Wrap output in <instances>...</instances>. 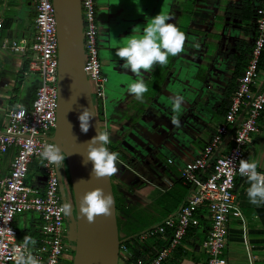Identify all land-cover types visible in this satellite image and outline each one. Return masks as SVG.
I'll list each match as a JSON object with an SVG mask.
<instances>
[{
    "label": "crops",
    "instance_id": "0c3cea01",
    "mask_svg": "<svg viewBox=\"0 0 264 264\" xmlns=\"http://www.w3.org/2000/svg\"><path fill=\"white\" fill-rule=\"evenodd\" d=\"M183 1L94 0L101 68L108 78L98 124L102 131L110 134L109 150L118 151L122 157L117 161L118 172L111 176L123 205L116 216L122 222L129 219L128 225L136 221L133 231L138 230V233L168 216L161 214L162 209L156 203L165 191L174 189L182 164L199 153L221 122L214 110L232 74L234 62L230 54L234 52V40L243 39L250 44L253 18L244 23L226 10L228 5H238L241 0H195L183 26L187 38L184 51L171 63L157 94L150 100L144 96V102H139L128 92L129 85L138 77L130 69L121 67L124 61L116 55V48L124 44L134 26L142 28L159 12L172 16L167 22L180 24L178 7L181 8L179 4ZM258 1L253 0L252 6ZM9 9L15 10L17 6ZM15 23L0 32V36L17 38L11 33ZM246 26L248 33L243 34L241 29ZM23 60V57L0 50V129L6 107L29 106L38 84L36 74L22 75L17 80ZM157 65L150 72H142L144 80L150 78ZM176 94L184 97L179 127L170 122L174 114L172 99ZM257 123L258 130L246 145L244 156L250 162H257V169L264 172V109ZM225 142L219 145L217 154L224 153ZM12 155V149L0 153V177L7 172ZM181 183L187 186L185 196L190 188ZM248 187L246 177L235 176L234 205L240 215L229 218L226 224L225 264H264V207L258 208L249 202ZM18 221L17 215L16 228ZM35 222L37 218H31L28 224ZM24 223L21 229L29 230ZM208 225L207 218H200L198 225L188 228L185 238L161 264H204L206 256L201 242ZM126 231L124 227L118 235L126 239ZM147 244L150 241L138 244L141 253H146L144 245ZM117 264L127 263L117 261Z\"/></svg>",
    "mask_w": 264,
    "mask_h": 264
},
{
    "label": "built area",
    "instance_id": "2783aa9c",
    "mask_svg": "<svg viewBox=\"0 0 264 264\" xmlns=\"http://www.w3.org/2000/svg\"><path fill=\"white\" fill-rule=\"evenodd\" d=\"M33 5L29 38L0 36L1 51L28 58L22 75L36 74L38 77L29 106L6 107L0 129V153L13 150L8 170L0 177V264H15V250L22 245V240L14 220L20 213L37 216L31 235L37 243L29 250L42 264H65L71 252L56 166L39 156L43 145L52 142L50 137L55 123V17L52 0H33ZM79 7L83 71L90 96L102 107L107 77L101 69L94 0H79ZM253 12L254 34L250 40V52L236 77L224 116L199 153L179 169L180 179L190 190L173 214L135 236L138 244L150 241L149 245H144L149 254L146 259L137 257L132 260V252L123 241L125 238L119 236L118 261L161 264L185 238L188 228L198 225L199 219L205 217L209 225L201 242L206 256L204 264H225L226 224L229 218L240 215L234 205L235 176L239 175V161L246 160L245 147L257 132L258 118L264 109V69L258 66L264 45V0L254 5ZM224 140L227 148L224 153L217 154ZM31 164L34 167L30 168ZM63 168L65 166L59 169L62 182L66 184ZM156 240L161 246H156Z\"/></svg>",
    "mask_w": 264,
    "mask_h": 264
},
{
    "label": "water",
    "instance_id": "95a60500",
    "mask_svg": "<svg viewBox=\"0 0 264 264\" xmlns=\"http://www.w3.org/2000/svg\"><path fill=\"white\" fill-rule=\"evenodd\" d=\"M52 6L57 38V100L50 140L66 152L64 166L70 197L65 194L59 168L56 174L62 203L72 205V214L66 215L68 239L74 241L70 246L71 264H117L119 235L114 202L110 215L97 216L94 223H88L83 215H79V201L86 191L98 187L113 197L110 178L92 175L91 161L82 162L86 159V143L97 134L99 124L83 71L79 0H52ZM91 107L95 116L88 132L83 133L78 115L82 108Z\"/></svg>",
    "mask_w": 264,
    "mask_h": 264
},
{
    "label": "clouds",
    "instance_id": "9594fccd",
    "mask_svg": "<svg viewBox=\"0 0 264 264\" xmlns=\"http://www.w3.org/2000/svg\"><path fill=\"white\" fill-rule=\"evenodd\" d=\"M171 19V16L159 12L148 19L142 28L139 25L134 26L132 34L124 44L116 48V55L124 61L121 67L130 69L138 77L129 85L128 92L141 103L144 102V94L148 91L142 72L152 71L157 64L167 65L170 56L175 57L184 51L186 34L175 23L167 22ZM194 46L198 47V45ZM183 102L182 95H174L171 104L174 114L170 117V122L177 127L180 125L179 116L183 111ZM94 116L92 107L82 108L78 115L81 132H88L90 121ZM109 143V132L101 131L99 127L97 134L86 143V159L82 162L87 164L91 161L92 175L96 177H111L118 172L119 153L110 151L107 147ZM39 156L48 164L55 165L56 169L64 167L66 152L55 142L44 144ZM257 168L258 164L255 161L250 162L245 159L239 161V174L246 177L249 183L247 188L249 202L259 208L264 207V173L259 172ZM112 205L113 197L97 187L82 195L78 205L79 215H83L88 223H94L97 216L110 215ZM62 211L65 215H71L72 205L65 202ZM36 243L33 237L25 235L22 245L15 250V264H42L29 250V247L34 248Z\"/></svg>",
    "mask_w": 264,
    "mask_h": 264
},
{
    "label": "trees",
    "instance_id": "16d2710c",
    "mask_svg": "<svg viewBox=\"0 0 264 264\" xmlns=\"http://www.w3.org/2000/svg\"><path fill=\"white\" fill-rule=\"evenodd\" d=\"M252 1L253 0H241V2L238 5H228L226 10H228L231 14L235 15L234 17H236L237 19H239L240 21L244 22V23H248L254 16V12H253V6H252ZM25 4L27 2H30V5H28L27 9L29 10V14H28V19L30 24H32V18L34 15V8L31 6L32 5V0H24ZM195 0H184L183 2H181L179 5L181 6V8L179 10V19L181 20L180 24L177 25V27L185 32V28H183V26L185 25V23L187 22L190 12H191V8L192 5L194 4ZM3 3L2 6H0L1 12H0V16L2 18L1 21V28H0V32H2L3 30H5L6 28H8L12 22L15 21L14 16L10 17L7 15V12L10 11L9 7H15L17 6L16 3L10 1V0H0V5ZM243 34H247L248 33V29L247 26L244 27L243 29H241ZM250 52V44L245 43V41L243 39H236L234 40V52L232 54H230V58L233 60L234 62V66L232 69V74L231 77L227 83V85L225 86V89L223 91L222 94V100L220 102V104L218 105V107L214 110V113L216 116H218L221 120L224 116V113L228 107L229 104V99L230 96L233 92L234 89V82L236 77L240 74L243 66L245 65L247 59H248V54ZM176 57V56H175ZM175 57H169L168 63L167 65L161 66V65H157V67L155 68V70L152 72V74L150 75V78L147 80H144L145 84L147 85L148 91L144 94L145 99H152L158 92V90L161 88L168 72L171 66V63L173 62V60L175 59ZM28 64V58H24V60L22 61V65L20 68V71L17 74V80L20 79V77H22V71L26 68ZM258 66L260 68H264V45L259 57V62H258ZM33 97V94L31 95V99ZM97 114H96V118L97 121H99L100 119H98L97 115H99V109H96ZM95 111V112H96ZM100 117V116H99ZM114 152L115 150H111ZM119 158H122L119 156ZM34 167V164L30 165V168ZM110 178V177H109ZM112 178H110L111 181V191H112V195H113V202H114V208H115V214L118 210H120L123 205H122V201L120 199V197L116 194V190H115V184L112 182L111 180ZM182 180L179 179L178 182L175 183L174 185V189L173 190H168L165 191V193H163V195L159 198V200L157 201L156 205L159 207H161L162 212L161 214L164 215H169L170 213H172L178 206L179 203H181V201L183 200V195L185 192L184 188H187V186L182 185ZM177 190V191H176ZM180 205V204H179ZM160 209V208H159ZM125 212L128 213V210H126ZM157 212H160L159 210ZM119 218L116 216V225H117V231L118 233L122 230H124V226L128 225L129 223V219L127 220V222H124L125 225L123 227H121V229H119ZM162 220V219H161ZM160 220V221H161ZM121 222V220H120ZM131 222V221H130ZM159 222V221H158ZM123 223V222H122ZM17 233L19 236H21V240H23L22 234L25 231H29L27 229H21V228H16ZM138 233V230L133 231L132 234ZM125 234L128 235V238L124 239V243L127 246L128 250L130 252H132V257L131 259L134 260L137 257H141L143 259H146L149 254L147 253H141L140 252V248L138 246V243L135 240V237L132 236L131 232H124ZM34 233L32 231L29 232V236L33 235ZM134 237V238H133ZM156 246L159 247L161 246V242L159 240H156ZM71 255L69 252V260L65 262V264H71Z\"/></svg>",
    "mask_w": 264,
    "mask_h": 264
},
{
    "label": "rangeland",
    "instance_id": "374dc122",
    "mask_svg": "<svg viewBox=\"0 0 264 264\" xmlns=\"http://www.w3.org/2000/svg\"><path fill=\"white\" fill-rule=\"evenodd\" d=\"M10 1L17 4V9L10 10L7 12V15L10 17L14 16L15 21H16L13 30H11L12 35H16V37L17 36L18 37L23 36V35L29 36L32 33V29H31V24H30L29 19H28V14H29V10L27 9L28 5L25 4L24 0H10ZM91 97H92L91 100H92V103L94 105L95 111H96V109L100 110L101 105L99 103H96L95 98L93 96H91ZM0 116H1V111H0ZM97 117H98V119H100L99 115H97ZM63 173L66 177L67 174H66L65 168H63ZM146 177H148V176H146ZM65 186H67V185H65ZM31 218H34V219L37 218L36 214H32V213H20V214H18L19 221L16 223L17 227L21 228L22 222H25L24 225L26 226V228H28L29 231H32L34 227L31 224H28V222L31 220ZM147 222H149V221H147ZM147 222H144V223H147ZM136 223H137L136 221H131L129 225H125L124 222L122 223V221L120 222V220H119V229H121V227H123L125 225L124 227L127 228L128 232L133 231ZM30 229H32V230H30ZM25 235H27L26 231L22 234V237ZM73 245H74V241H71V246H73ZM71 253H72V251L70 252V254Z\"/></svg>",
    "mask_w": 264,
    "mask_h": 264
},
{
    "label": "flooded vegetation",
    "instance_id": "af4514ba",
    "mask_svg": "<svg viewBox=\"0 0 264 264\" xmlns=\"http://www.w3.org/2000/svg\"><path fill=\"white\" fill-rule=\"evenodd\" d=\"M254 7V6H253ZM253 18H254V16H253ZM252 21H253V19H252ZM254 34V27H253V23H252V32H251V35H250V40H251V37H252V35ZM249 55V54H248ZM99 56H100V54H99ZM100 59H101V57H100ZM100 62H101V60H100ZM102 69V68H101ZM236 80V79H235ZM107 81H108V78H107ZM234 84H235V82H234ZM96 114H97V111H96ZM100 114H101V109L99 110V116H100ZM101 126L99 125V129L102 131V129L100 128ZM110 178H112V177H110ZM112 180V179H111ZM111 182V181H110ZM65 185H67V186H65ZM64 186H65V194L67 193V196L68 197H70V188H69V185H68V182L66 183V184H64Z\"/></svg>",
    "mask_w": 264,
    "mask_h": 264
}]
</instances>
